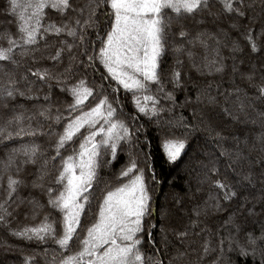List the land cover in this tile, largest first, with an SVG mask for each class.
<instances>
[{
	"label": "snow or ice",
	"instance_id": "snow-or-ice-1",
	"mask_svg": "<svg viewBox=\"0 0 264 264\" xmlns=\"http://www.w3.org/2000/svg\"><path fill=\"white\" fill-rule=\"evenodd\" d=\"M217 3L220 11L214 12ZM250 9H253L251 0H83V3L80 0H8L5 11L13 14L18 24L15 36L8 31L0 32V62H3L0 63V108L8 109L10 102L17 97L39 101L43 87H47L48 92L43 96L45 103L37 112L26 115L25 111L18 110V105L12 104L11 114L0 119V139L29 138L0 161V186L6 179L3 189L6 195L0 201V224L9 225L8 218L12 216L9 208L13 204L17 207L27 204L31 218L36 219L45 208L40 195L47 198V207L60 216L59 234L57 221L47 214L37 224L9 229L14 236L38 243L52 241L59 248V258L53 250L49 259V250L43 249L24 256L23 264H37L38 255L46 264H164L160 258L143 251L145 235L153 250L159 251L154 247L156 241L151 232L145 229V218L150 214L152 200L148 179L155 181L157 173L149 159L150 152L144 153L147 179L145 168L140 167L137 160V153L143 151L139 148L137 133L144 131L143 125L134 126L139 114L156 125L163 161L170 166L187 156L189 139L194 133L201 130L207 133V140L214 144V150L206 151L202 146L199 155L203 159L195 160L199 185L196 191L200 192L204 185H209L212 190L202 204L193 207L196 218L190 221V226L197 227L200 216L209 210H225L223 202L235 201L237 208L229 213L225 223L231 224L237 234L240 232L234 217L245 211L253 199L248 190L255 187L257 179L262 188L261 194L254 199L264 202V131L255 136L261 155L253 158L251 153L256 150V145H250L246 135L241 137L232 133L226 137L215 122L222 116L232 123L255 124L256 119L249 117L246 111L251 108L261 118L264 127V110L255 107L256 102L264 103V70L260 74V83L254 82L257 74L254 65H250V71L241 72L240 65L244 60H238L237 56L243 54V47L238 39L232 40V76L239 75L247 81L255 89L254 96L249 97L239 87L232 92L221 91L219 85L213 95L212 85L207 84L197 86L194 100L186 96L183 104L178 105L174 93L184 88L181 55H186L190 66L201 75L206 71L208 74H223L228 68L220 52L221 46L227 44L207 29L198 27L193 34L189 28V23L205 24V13L213 18L214 23L221 16L230 17L228 27L236 31L252 53L264 49V42L258 43L264 37V25L254 34L253 28L240 23L255 19L249 15ZM49 11L58 15L60 21L52 19ZM90 29L96 36L98 47L88 38ZM217 31L224 37L229 35L223 28L217 27ZM49 36L58 44L50 43ZM209 39L214 46L210 47ZM197 46L207 53L199 61L193 51ZM50 48L54 51H49ZM166 52H171L174 58L170 70L164 66ZM79 55L86 57V61L80 60ZM65 56L68 63L61 70L59 66L64 63ZM27 59L33 63L47 60L51 65L35 69L28 67L17 79L16 71ZM97 62L105 69L101 79L114 82V85L109 83L106 89L104 84L90 86L86 77L73 80L74 65L91 67L95 71ZM54 86L72 97L67 106V117L58 107L53 110L51 90ZM121 89L131 93L136 109V115H129L128 121L121 118L124 115L118 96ZM193 105L191 119L183 113H175L177 107ZM217 107L219 113L215 112ZM239 113L244 114V121L240 120ZM36 116L42 120H36ZM33 120H36L35 127ZM57 126L60 128L58 132L55 130ZM40 136L55 137L54 154L48 155L36 143ZM229 139L232 146L225 148L224 143ZM149 144L145 136L144 147ZM126 145H135L137 151L133 152L130 147L126 150ZM119 153L128 156L117 176L120 182L115 186L105 184L93 219L87 222L92 201L96 199L94 193L99 188V170L117 161ZM222 161L233 182L222 174ZM29 165L36 171L25 176L23 173ZM254 167L259 168L258 176ZM25 188L29 189V194L22 197L19 193ZM254 209L253 204L246 211L255 215ZM82 217L86 222L82 223ZM188 234L187 229L176 233L180 238ZM228 239L232 251L231 233ZM257 241L264 242V230L256 237L247 233L246 244L237 240V254L247 258L248 245H256ZM219 244L223 252V238ZM208 245L209 241L205 240V254L209 251ZM255 251L252 248L251 254L255 255ZM261 264H264V255Z\"/></svg>",
	"mask_w": 264,
	"mask_h": 264
},
{
	"label": "trees",
	"instance_id": "trees-1",
	"mask_svg": "<svg viewBox=\"0 0 264 264\" xmlns=\"http://www.w3.org/2000/svg\"><path fill=\"white\" fill-rule=\"evenodd\" d=\"M23 2V0H21ZM253 2V9L249 10V15L254 16L255 19L248 21L247 19L240 21L242 25H247L248 27L253 28L254 34L260 31L261 26L264 25V3L262 0H251ZM80 3H83V0H80ZM8 0H0V32L8 31L12 35H17V18L5 11L7 7ZM214 12L220 11V6L217 3L213 8ZM49 16L56 20L60 21V17L54 12L49 11ZM205 24L197 26L194 23H189V28L195 33L197 28L207 29L212 33H216L218 38H220L227 46H221L220 52L221 56L224 58V62L228 65V68L223 74L211 73L208 74L206 71L205 75H201L189 64L188 58L186 55H181L180 59L183 60V67L180 69L181 76L184 79V88L183 90H177L174 95L176 97L177 104H183L185 97H191L193 100L196 95L197 86L203 87L207 84H211L213 88V95H215L214 89L219 85L220 90H228L232 92L235 87H239L245 90L249 97L255 95V89L252 88L249 83L239 77V75L233 77L231 73V64L233 63L231 56V43L232 40H239L241 46L243 47V54L237 56V59H243L244 63L240 65L241 72L250 71V65H254L257 74L255 78V83H260V74L262 66H264V49L261 52L252 53L250 51L247 43L237 36L235 30H232L228 27L230 17L221 16L219 21L214 23L213 18L204 14ZM187 23V22H186ZM103 27V25H102ZM217 27L223 28L228 32V37H224L217 31ZM175 26H173V31H175ZM89 40L96 43L97 47L98 41L94 32L90 29L88 32ZM71 41V38H68ZM48 40L50 43L58 44V41H54L53 37L49 36ZM264 42V37L260 38L258 43ZM2 43V42H0ZM210 47L214 46L211 39L208 41ZM6 46V45H5ZM187 48L188 45H185ZM49 51H54V48H50ZM75 51V50H74ZM82 51V50H80ZM196 53V59L199 61L205 53L204 49L200 46H197L193 49ZM39 55V53H37ZM80 60H85L86 57L79 55ZM211 58V57H209ZM3 63V62H0ZM68 60L65 56L64 63L60 65L62 70L65 65H67ZM51 62L44 60L39 63H33L30 59L22 62V66L16 71V78L19 79L20 75L25 73L28 67L33 69L40 66H50ZM174 65V58L171 52H166L164 56V66L170 70ZM10 67V66H9ZM73 80L76 77H86L90 86L104 84L105 88L110 82L108 80H102L101 77L105 74V69L98 62L96 64V70L94 71L91 67L84 68L82 65L73 66ZM73 81H69L71 83ZM171 86L169 85V90ZM48 92L47 87H43L42 91L39 92L40 99L28 100L23 97H17L15 101L10 102L9 108L4 109L0 108V119L11 114V105H18V110L25 111V114H33L37 112L40 105H43L45 102L43 96ZM108 92L111 93V89H108ZM52 94V103L54 109L58 107L65 115L68 116L67 106L72 102V97L67 92H62L59 88L53 87L51 90ZM120 104L123 105L124 115L121 117L128 121L129 115H136V109L132 101L131 93H125L123 89L118 93ZM91 100V98H89ZM111 99V95H110ZM87 103V102H86ZM165 106H167L166 102ZM221 103H223V98L221 97ZM22 106V107H19ZM115 106V105H114ZM193 106L187 107H177L175 113L178 115L183 113L184 116L191 119V112ZM255 107L258 110H264V103L256 102ZM249 114V117L255 118L256 123H232L229 120L224 119L222 116L218 117L216 120V125L218 130H221L226 137H230L232 133H236L241 137L247 136L250 145H256V150L252 151L251 156L253 158L261 155L259 151V142L256 141L255 136L264 131V127L261 124V118L257 116L256 112H253L251 108L246 109ZM216 113L220 112V108L215 109ZM171 115V114H168ZM240 120L244 121L245 116L243 113H239ZM36 120H42L41 117L36 116ZM36 120L32 121L33 127H35ZM130 122V121H129ZM143 125L144 131L137 133L139 136V148L143 151L137 153V160L140 167H144L146 170V179H147V165L144 162V153L150 152L151 155L149 159L152 161V164L155 167L157 173L156 180L153 181L148 179V188L150 195L152 197L150 214L145 218V229L150 231L152 239L156 241L155 249H159L158 252L153 250V245L148 243V237L145 235L144 238V247L143 251L146 255H152L160 258L164 261V264H168L171 261V264H261L262 255H264V242L257 241L256 245H248L249 255L247 258L241 257L237 254L236 241L238 240L240 244H246L247 233H252L254 237L259 236L264 230V202H258L255 197L261 194L262 185L257 179L256 185L254 188L248 190V195L253 198L250 199L248 205L245 207V211L242 213H237L234 217L235 224L240 226V232L237 234L235 228L231 224H226L225 221L228 219L229 213L237 208V203L235 201L223 202L225 210L216 212L209 210L207 214L201 215L198 221V226L194 229L190 226V221L195 219L194 213L192 211L193 207L197 204H202L204 199L207 196V193L212 190L209 185H204L200 192H197L196 189L199 187L197 181L198 177L196 171H198V165L195 163V160L203 159L199 155L201 147L204 146V150L212 151L214 150V144L211 141L207 140V133L203 130L193 134V137L189 139V149L188 154L180 162L174 166H170L164 163L161 150L159 148V133L156 129L154 123H150L147 117H144L143 114H139L137 122L134 124L135 127ZM47 127V125L45 126ZM57 132L60 131L59 126L55 129ZM83 131V130H82ZM145 136H147L150 144L147 148L144 147ZM29 141L28 137L22 138H13L12 140H2L0 139V161L6 159L8 153L14 149L19 148L22 143ZM55 137H45L40 136L36 139V143L41 145L42 150H46L48 155L54 154L52 145L54 144ZM74 147L76 145H73ZM231 140L229 139L224 143L225 148H231ZM126 150L130 147L133 152H136V146L126 145ZM65 154H70L65 153ZM128 156L126 153H119L118 160L113 161L108 167H102L99 170V188L94 193L96 199L92 201V208L90 214L87 215L86 221L91 222L93 215L96 211V205L100 198L101 190L105 188V184L108 183L112 186L117 185L120 181L117 180L118 173L121 167L126 163ZM58 163V161H57ZM36 171L34 166H26L25 172L23 175L28 176L30 173ZM254 173L258 176L259 168H253ZM53 175H55V170H52ZM221 172L223 175L227 176L229 182H233L232 175L224 168L223 161L221 162ZM6 187V179L4 185L0 186V201H2L6 195L3 190ZM33 194H37L35 190H32ZM20 196L27 197L29 194V189H21ZM39 199L42 203L45 204L43 212L36 219L31 218L30 208L27 204H20L19 207L16 204H13L9 211L12 212V216L9 217V225L5 227L3 224H0V264H23V258L26 255L33 253L42 252L43 249L49 250V259L51 258L53 250L57 253L59 258V248L52 241L46 243H38L36 241H28L21 237L12 235L9 229H17L23 227L24 225H34L39 223L44 214L49 215L53 220L57 221V233L59 234V214L46 205V197L40 195ZM179 201V203H178ZM255 205V215H249L246 211L247 208H250ZM89 210L86 209V212ZM85 217H82V223L86 222ZM154 225V227H149ZM188 230V235L186 237L180 238L176 235L178 232H183ZM202 229L204 231H202ZM232 234V251L229 250V234ZM223 238V252L221 251V245L219 240ZM183 239V243H181ZM205 240L209 241V251L207 254L204 253V242ZM252 248H255V255H252ZM183 253L184 255H179ZM37 264H46L45 259L42 256L36 257Z\"/></svg>",
	"mask_w": 264,
	"mask_h": 264
}]
</instances>
